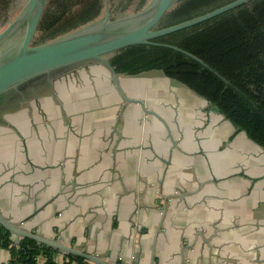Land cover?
Listing matches in <instances>:
<instances>
[{
	"label": "crops",
	"instance_id": "0c3cea01",
	"mask_svg": "<svg viewBox=\"0 0 264 264\" xmlns=\"http://www.w3.org/2000/svg\"><path fill=\"white\" fill-rule=\"evenodd\" d=\"M119 85L149 113L88 63L5 119L0 213L112 264H264V149L161 72Z\"/></svg>",
	"mask_w": 264,
	"mask_h": 264
},
{
	"label": "trees",
	"instance_id": "16d2710c",
	"mask_svg": "<svg viewBox=\"0 0 264 264\" xmlns=\"http://www.w3.org/2000/svg\"><path fill=\"white\" fill-rule=\"evenodd\" d=\"M232 1L181 0L165 16L163 27L203 15ZM145 4L146 0H141L137 10ZM101 9L102 0H49L38 29L41 42L93 21ZM155 42L175 46L206 66L180 52L144 45L114 54L109 59L111 66L117 73L129 76L161 72L205 99L237 131L244 132L264 149V0H252ZM0 247L11 254L8 264H93L30 239H22L16 245L11 234L1 226ZM60 255L61 261H56Z\"/></svg>",
	"mask_w": 264,
	"mask_h": 264
},
{
	"label": "water",
	"instance_id": "95a60500",
	"mask_svg": "<svg viewBox=\"0 0 264 264\" xmlns=\"http://www.w3.org/2000/svg\"><path fill=\"white\" fill-rule=\"evenodd\" d=\"M179 1L146 0V4L137 10L140 0H103L100 15L96 19L52 40L41 42L42 34L38 29L49 0H12L7 11L0 14V125L6 118L24 112L31 106L28 104L2 116L9 108H13L10 104L14 100L24 99L41 85H51L53 79L64 75L55 82L58 85L72 70L88 63H99L107 67L123 101L137 104L145 113H149L142 102L132 101L124 94L119 85V74L110 65L109 59L126 48L144 45L180 52L206 66L195 56L155 40L206 22L252 0H234L203 15L160 27L161 21ZM120 3L122 6L128 3L125 6L127 8L124 14L121 12L113 18V9ZM152 73L160 72L151 71L132 77L145 79ZM22 103H26V100ZM0 226L11 234L16 245L22 239H30L59 253L81 257L93 264H112L101 257L26 231L1 213Z\"/></svg>",
	"mask_w": 264,
	"mask_h": 264
},
{
	"label": "flooded vegetation",
	"instance_id": "af4514ba",
	"mask_svg": "<svg viewBox=\"0 0 264 264\" xmlns=\"http://www.w3.org/2000/svg\"><path fill=\"white\" fill-rule=\"evenodd\" d=\"M12 0H4L3 3L0 4V14L4 13L5 11H7V8L9 7L10 3H11ZM141 1V0H140ZM110 2V0H109ZM102 3H103V0H102ZM129 3V2H128ZM128 3H124L123 6H122V3L117 4L115 9H113V18L115 16H117V14H120L121 12L123 13L127 7H125ZM123 7H125V9H123ZM112 9V8H111ZM124 14V13H123ZM165 18V17H164ZM164 20V19H163ZM163 20L161 21V24H160V27H163ZM110 63V61H109ZM101 65V64H100ZM111 65V64H110ZM101 67H103L104 69H106L110 74L111 76L113 77L111 71L101 65ZM113 67V66H112ZM114 68V67H113ZM115 70V68H114ZM116 71V70H115ZM119 74V73H118ZM63 76H60V77H57L55 79L52 80V83L51 85H47V84H43L41 85V87H39L37 90H35L34 93H31L29 95H27L24 99L21 98V99H17V100H14V102H12L10 105L13 107V108H9L7 112L3 113L2 116L6 115V114H10V113H13L17 110V108H22V107H25L27 106L28 104L33 106L35 105L34 103H37L38 101H42V98H46L48 96H50L51 99H53V96L49 95L50 92H51V88L53 89L55 87V82L58 81L59 79H61ZM73 79V76L69 77L68 80H72ZM67 80V81H68ZM46 95V96H45ZM24 100H26V103H22ZM10 106V107H11ZM15 109V111H13Z\"/></svg>",
	"mask_w": 264,
	"mask_h": 264
},
{
	"label": "built area",
	"instance_id": "2783aa9c",
	"mask_svg": "<svg viewBox=\"0 0 264 264\" xmlns=\"http://www.w3.org/2000/svg\"><path fill=\"white\" fill-rule=\"evenodd\" d=\"M61 259H62V255L55 258L56 261H61Z\"/></svg>",
	"mask_w": 264,
	"mask_h": 264
}]
</instances>
